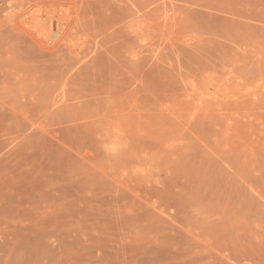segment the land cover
I'll use <instances>...</instances> for the list:
<instances>
[{"label":"rangeland","instance_id":"obj_1","mask_svg":"<svg viewBox=\"0 0 264 264\" xmlns=\"http://www.w3.org/2000/svg\"><path fill=\"white\" fill-rule=\"evenodd\" d=\"M0 264H264V0H0Z\"/></svg>","mask_w":264,"mask_h":264},{"label":"bare ground","instance_id":"obj_2","mask_svg":"<svg viewBox=\"0 0 264 264\" xmlns=\"http://www.w3.org/2000/svg\"><path fill=\"white\" fill-rule=\"evenodd\" d=\"M46 14V13H45ZM44 19V18H43ZM47 19V17H46ZM42 20V19H41ZM44 21V20H43ZM28 25V24H27ZM49 32H52L54 30L57 29L56 25L53 24L52 20L49 22V26H48ZM49 34V33H48Z\"/></svg>","mask_w":264,"mask_h":264}]
</instances>
